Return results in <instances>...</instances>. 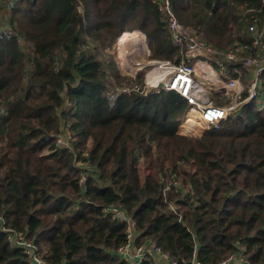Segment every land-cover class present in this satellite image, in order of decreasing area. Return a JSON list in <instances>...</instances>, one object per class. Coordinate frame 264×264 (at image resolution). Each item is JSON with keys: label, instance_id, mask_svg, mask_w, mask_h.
Wrapping results in <instances>:
<instances>
[{"label": "trees", "instance_id": "trees-1", "mask_svg": "<svg viewBox=\"0 0 264 264\" xmlns=\"http://www.w3.org/2000/svg\"><path fill=\"white\" fill-rule=\"evenodd\" d=\"M172 3L218 48L250 42L252 18L264 24L263 0ZM134 27L152 57L178 61L152 0H15L0 32V215L48 264H127L117 253L125 225L102 211L111 205L136 219L139 243L179 264H218L240 245L250 264H264V111L247 104L242 117L189 136L178 131L188 105L175 91L112 100L111 90L144 80L106 56ZM67 124L70 150L56 144ZM193 126L185 119L183 129ZM80 160L95 167L84 184ZM173 173L181 187L165 190L162 176ZM0 264H31L1 229Z\"/></svg>", "mask_w": 264, "mask_h": 264}, {"label": "built area", "instance_id": "built-area-1", "mask_svg": "<svg viewBox=\"0 0 264 264\" xmlns=\"http://www.w3.org/2000/svg\"><path fill=\"white\" fill-rule=\"evenodd\" d=\"M152 1L158 5L163 15L172 46L178 49V61L160 59L146 63V66L152 64V67L144 74L143 83L133 81L129 86L111 90L109 96L112 100H116L123 92L148 95L161 90L175 91L187 102L188 112L185 118L191 110L197 112L196 120L201 133L210 128L219 129L229 118L242 117L247 104H252L257 111H264V24L261 25L257 18H252L248 28L250 42L235 41L227 48H218L178 19L172 0ZM14 4L15 0H0V13L3 11L8 16ZM253 10L247 8L245 12ZM5 28L4 24H0V32ZM19 42L26 45L22 38H19ZM55 60L58 58L55 57ZM142 64L144 63L137 64V68H141ZM135 70L136 68L125 75L136 79ZM72 141L73 134L67 124L56 136V144L70 150L73 148ZM77 164L82 169L80 183L84 184L95 167L88 160H80ZM162 181L165 190H177L181 187L175 173L170 177L162 176ZM171 209L176 210L174 204ZM102 211L107 218L125 225L126 242L117 250L121 260L127 264H144L146 260L152 261V264H179L177 259L155 242L139 243L137 221L125 209L111 205L103 207ZM0 229L5 232L11 247L23 249L31 264H48L40 254L37 243L28 238L26 233L8 227L3 215H0ZM240 250L241 254H230L218 264H231L238 258L245 264H250L244 255L246 246L240 245ZM191 264L205 263L195 257Z\"/></svg>", "mask_w": 264, "mask_h": 264}, {"label": "rangeland", "instance_id": "rangeland-1", "mask_svg": "<svg viewBox=\"0 0 264 264\" xmlns=\"http://www.w3.org/2000/svg\"><path fill=\"white\" fill-rule=\"evenodd\" d=\"M3 7V6H2ZM1 11V10H0ZM7 18L8 16L6 15V13H0V24H4L6 26L7 24ZM133 31H127V33L129 34V39L127 37V44L125 46V48L122 46L119 49V43L120 40L119 38H117V40L115 42L112 43V46L107 50L106 52V56L109 57L111 56L113 62L115 63L116 67L119 68V70L121 71V73L123 75L125 74H130V71H133L136 68V72L137 74L140 72H144V74H146L150 69H151V65L152 64H147L146 63H150L153 60H160L163 58H154L152 57V52L149 48V46H146V40H145V34H143L138 28H133ZM137 35L139 36L140 40L135 38L132 39L131 36ZM123 35V34H122ZM122 35L120 36V39L122 37ZM137 39V41H135ZM119 41V43H118ZM24 44V43H22ZM149 48V49H148ZM110 58V59H111ZM127 62V66H125ZM140 63H144L142 64L141 68H137V64ZM126 67V68H122V67ZM129 86V85H127ZM197 118L195 117V115H189L187 116L186 120L188 122H195L196 125H199L198 121L196 120ZM182 126H180L179 133L183 134V135H202L203 133L199 132L200 129L195 128L196 126H193L191 128H188L186 130H183L181 128ZM140 170L142 175L144 176L146 174V170L144 168V165L141 163L140 164Z\"/></svg>", "mask_w": 264, "mask_h": 264}, {"label": "bare ground", "instance_id": "bare-ground-1", "mask_svg": "<svg viewBox=\"0 0 264 264\" xmlns=\"http://www.w3.org/2000/svg\"><path fill=\"white\" fill-rule=\"evenodd\" d=\"M128 37V36H127ZM127 37H125V39H124V41H123V44H122V46L125 48V46H126V44H127ZM128 39H129V37H128ZM127 66V65H126ZM151 74H153V71L152 72H150V76H151ZM193 113H194V115H195V117H197L198 116V114H197V112L196 111H192ZM195 128H198V129H200V125H197ZM201 130V129H200Z\"/></svg>", "mask_w": 264, "mask_h": 264}, {"label": "crops", "instance_id": "crops-1", "mask_svg": "<svg viewBox=\"0 0 264 264\" xmlns=\"http://www.w3.org/2000/svg\"><path fill=\"white\" fill-rule=\"evenodd\" d=\"M3 12V11H2ZM1 12V13H2ZM4 13V12H3ZM187 118V117H186ZM185 118V119H186ZM185 119L182 121V123H181V125L180 126H182L181 128L183 129V124H184V122H185ZM183 130H186V129H183ZM231 264H245L240 258H238V259H235L234 261H232L231 262Z\"/></svg>", "mask_w": 264, "mask_h": 264}]
</instances>
